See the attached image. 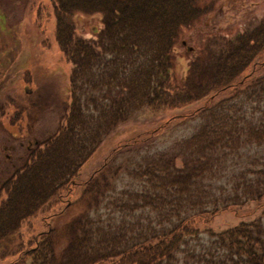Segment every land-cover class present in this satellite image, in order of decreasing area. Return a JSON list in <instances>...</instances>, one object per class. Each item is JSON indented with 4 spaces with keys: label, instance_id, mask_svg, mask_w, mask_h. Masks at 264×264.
Masks as SVG:
<instances>
[{
    "label": "trees",
    "instance_id": "obj_1",
    "mask_svg": "<svg viewBox=\"0 0 264 264\" xmlns=\"http://www.w3.org/2000/svg\"><path fill=\"white\" fill-rule=\"evenodd\" d=\"M49 2L55 42L72 66L70 103L56 134L31 148L24 165L1 185L0 263L264 264L260 218L217 234L195 227L264 199V62H259L264 19L203 51L177 82L172 71L179 34L212 11L209 3ZM76 14L101 15L102 28L93 39L77 33ZM200 102L192 115L177 118L200 123L174 154L145 156L124 167L116 161L123 147L117 148L81 180L83 167L108 135L135 113ZM24 115L16 107L3 125L14 140L23 137L18 123ZM123 174L133 184L118 188ZM72 205L80 211L70 222L60 229L47 224L24 240L21 230L31 220L57 217Z\"/></svg>",
    "mask_w": 264,
    "mask_h": 264
},
{
    "label": "rangeland",
    "instance_id": "obj_2",
    "mask_svg": "<svg viewBox=\"0 0 264 264\" xmlns=\"http://www.w3.org/2000/svg\"><path fill=\"white\" fill-rule=\"evenodd\" d=\"M202 1L209 3L212 11L194 27L182 29L175 45L172 77L177 82L186 75L189 63L203 51L214 48L220 39L232 40L238 34L251 31L264 19V0ZM73 19L77 33L85 38L93 39L94 32L102 28L100 14H76ZM54 32L55 18L49 0H0V188L5 179L24 165L31 148L56 134L65 106L70 103L68 88L72 66L60 53ZM259 62H264V53ZM202 104L180 110L143 109L135 113L108 135L83 167L81 180L89 179L117 148L123 147L116 161L124 167H131L145 156L174 154L177 145L200 123L199 119L182 122L177 118L192 115ZM16 107L25 111V115L18 123L23 137L14 140L3 125L14 118ZM140 137L147 138L144 144L124 147ZM128 178L123 174L118 188L133 184ZM0 198L4 199L2 195ZM79 211V206L72 205L57 217L37 216L21 230L24 240L43 231L47 224L60 229ZM263 213L264 199L219 212L197 221L195 227L217 234L259 218L264 226ZM6 262L8 260L0 264Z\"/></svg>",
    "mask_w": 264,
    "mask_h": 264
},
{
    "label": "water",
    "instance_id": "obj_3",
    "mask_svg": "<svg viewBox=\"0 0 264 264\" xmlns=\"http://www.w3.org/2000/svg\"><path fill=\"white\" fill-rule=\"evenodd\" d=\"M191 51V49H189Z\"/></svg>",
    "mask_w": 264,
    "mask_h": 264
}]
</instances>
